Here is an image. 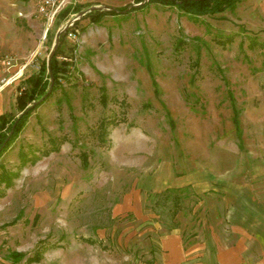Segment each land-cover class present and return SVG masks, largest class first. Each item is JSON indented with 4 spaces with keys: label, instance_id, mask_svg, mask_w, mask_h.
Returning a JSON list of instances; mask_svg holds the SVG:
<instances>
[{
    "label": "rangeland",
    "instance_id": "374dc122",
    "mask_svg": "<svg viewBox=\"0 0 264 264\" xmlns=\"http://www.w3.org/2000/svg\"><path fill=\"white\" fill-rule=\"evenodd\" d=\"M64 11L48 26L36 0H0L8 125L56 46L62 84L0 155V264L264 261V0Z\"/></svg>",
    "mask_w": 264,
    "mask_h": 264
},
{
    "label": "trees",
    "instance_id": "16d2710c",
    "mask_svg": "<svg viewBox=\"0 0 264 264\" xmlns=\"http://www.w3.org/2000/svg\"><path fill=\"white\" fill-rule=\"evenodd\" d=\"M137 1L142 2L144 0H137ZM149 1L152 2L158 1L168 6H174L183 13L191 16H203V15H214L217 13H221L227 9H231L235 7L242 0H149ZM92 13H93L92 16L93 20L99 18V16H102L103 14L99 10H95ZM59 72H60V67L57 63V59L55 58V54H54L53 57L48 62V64L46 65L44 63L40 65L38 68V74L31 77L30 82L32 83V88L29 92L27 90L21 92V94L17 97V106L24 111L28 107V105L31 102H33V100L43 96L47 92L48 88L51 86L52 78H53L54 79L53 90L49 95H47L44 98L43 102H45L58 87L62 86ZM154 85H156L155 82ZM100 92H101L100 94L101 104L103 106H106L108 103L107 90L104 86H102L100 88ZM155 94L158 95L159 91L155 90ZM229 96L231 99V105L233 111V124L239 140L242 141L240 121H239V109L235 105V99L231 91L229 92ZM40 104L41 103L38 102L33 108L24 112V114L19 118L16 124L13 135L9 138V140L6 142L4 147H2V144L7 138L8 133L12 125L15 123L16 119L13 121L12 124L8 125V122L5 120V114L0 115V155L10 145L12 138L17 134L20 127L23 125L25 119L27 118V116ZM105 127H106V120H102L99 124V136L101 137L102 140H104L106 133ZM83 164L84 166H87L88 164L87 155L85 154L83 156Z\"/></svg>",
    "mask_w": 264,
    "mask_h": 264
},
{
    "label": "built area",
    "instance_id": "2783aa9c",
    "mask_svg": "<svg viewBox=\"0 0 264 264\" xmlns=\"http://www.w3.org/2000/svg\"><path fill=\"white\" fill-rule=\"evenodd\" d=\"M72 2L73 0H36V10L46 25L51 26Z\"/></svg>",
    "mask_w": 264,
    "mask_h": 264
},
{
    "label": "water",
    "instance_id": "95a60500",
    "mask_svg": "<svg viewBox=\"0 0 264 264\" xmlns=\"http://www.w3.org/2000/svg\"><path fill=\"white\" fill-rule=\"evenodd\" d=\"M93 10H99V8H98V7H92V8H90V9H87L86 11L82 12V14H86V13L91 12V11H93ZM67 27H68V26H66V27L64 28V30H65ZM56 48H57V46L55 47L54 51L52 52L50 59H51V58L53 57V55L55 54ZM50 59H49V61H50ZM53 85H54V79L52 78V83H51L50 89L48 90L47 94H46L44 97H42V98L40 99L39 102L43 101L44 98H45L47 95H49V94L51 93L52 88H53ZM36 104H37V103H33L32 105L28 106V107H27V108H26V109H25V110L19 115V117H17V119H16L15 123L13 124V126H12V128H11V130H10V133H9L7 139L5 140V142L3 143V146H2V147H4V145L6 144V142H7V141L9 140V138L12 136V134H13V132H14V129H15V127H16V124H17L19 118L24 114V112H26L27 110H30V109L33 108Z\"/></svg>",
    "mask_w": 264,
    "mask_h": 264
},
{
    "label": "crops",
    "instance_id": "0c3cea01",
    "mask_svg": "<svg viewBox=\"0 0 264 264\" xmlns=\"http://www.w3.org/2000/svg\"><path fill=\"white\" fill-rule=\"evenodd\" d=\"M5 98H6V92L4 91L3 93H0V115L5 113L4 110ZM259 264H264V261L260 262Z\"/></svg>",
    "mask_w": 264,
    "mask_h": 264
}]
</instances>
